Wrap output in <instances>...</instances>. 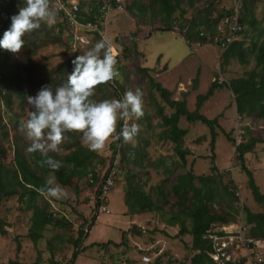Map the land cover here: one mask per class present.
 Instances as JSON below:
<instances>
[{"label":"rangeland","instance_id":"1","mask_svg":"<svg viewBox=\"0 0 264 264\" xmlns=\"http://www.w3.org/2000/svg\"><path fill=\"white\" fill-rule=\"evenodd\" d=\"M143 1L147 3L148 0ZM77 2L85 14L88 6L95 7L99 0ZM213 3L214 11L209 15L211 18L222 10L236 8L238 13L240 10L238 0H219ZM129 4L130 2L126 3ZM203 7V1L196 4L193 10L181 6L185 11L182 19L192 18L194 10ZM250 10L254 26L259 29L264 27V0L252 2ZM10 12L7 3L0 0V26L11 27ZM178 15L179 12L173 14L175 20L172 23V30L168 31L159 30L161 24L156 18L151 19L149 12L143 18L137 19L131 17L125 10L122 13L108 12L99 25V35L82 28L67 27L60 33L55 25L48 27L42 24L40 29L25 35L24 47L20 54L7 51L6 60L0 55V95L9 93L11 99L9 105H6L0 98V128L2 125L4 127L0 131V146L3 148L0 161L8 167L12 166L14 149L20 148L23 155H26V149L30 144L20 130L21 122L28 118V110H31L26 97L35 96L45 86L55 90L57 86L50 79L67 80L71 73L67 71L66 61L70 56L82 55L103 37H107L113 45L117 58L116 68L121 73L122 82L121 78H117L115 83L98 85L93 98L97 101L121 99L126 91H135L139 87L143 92L144 111V116L140 120L131 121L138 123L140 127L135 141L131 144H124L122 141L120 145H129L135 150L126 155L127 160H120L121 153L115 156L114 153L112 156V143H109L104 151L94 152L95 170L101 172L103 168L108 167L111 157L115 166L117 178L106 196V209L109 214H99L94 209V197L87 186V177L80 179L76 184L70 180L69 186L64 187L68 191L66 198L53 203H49L43 197L38 201L41 206V199H45L49 206L48 212L61 219L64 226L47 225L40 238L32 242L28 237L31 212L26 211L15 196L3 200L0 203V218L6 226L5 234L0 236V264H7L9 261L20 264H64L70 259L72 242L80 229L86 230L84 232L87 237L81 239L79 246L88 247L91 244L93 246L78 254L74 264H150L157 256L160 257L159 264H187L191 253L185 244L189 246L190 237L186 235L177 238L175 236L177 227L167 226L163 222L171 215V210H176L173 206L174 199L170 197L171 192L168 190L174 184L176 176L188 170H193L194 175L208 177L211 188L216 190L217 197L210 205L209 213L219 215L226 213L232 216L235 222L239 221L244 225V209L250 213L264 215V204L253 202L247 178L240 170L233 146L226 141L217 127L214 130L217 137L211 160L207 128L198 122L187 123L181 117L178 127L187 130L182 147L188 150L189 155L186 157L185 166L180 168L177 167L178 160L173 154V145L159 139L163 129L159 126L160 119L155 108L163 107V114L166 116L172 109L167 107L158 97V93L150 87L145 74L138 71L140 67L147 69V75L153 83L159 84L171 93L170 99L177 101L183 99L188 111L195 109L196 95L204 94L215 78L221 83H227L231 79L243 76L253 67L251 59L245 65H241L235 59L222 62L219 50L214 44L203 46L187 44L180 36L182 31L176 25L180 22ZM251 36L253 31L243 27L239 40H243L244 45L248 46ZM129 43L136 45L141 56L135 58L126 53L124 57L123 49ZM158 55H161V61L157 60ZM162 63H165L167 68L161 67ZM5 66L27 71L32 83L24 82L16 89L11 81L2 80ZM194 78L197 83L192 88ZM17 94L22 95L23 100ZM198 112L207 119H216L218 127L236 144L247 139L255 141L252 152L245 155V166L252 173L259 192L264 193V122L251 116H238L232 96L225 87L214 90L213 95L202 103ZM118 128L119 124L117 131ZM4 132L7 133L5 140L1 138ZM14 137H19L20 141L16 143ZM81 137L82 133H65V141L61 145L63 150L60 153L50 152L48 155L62 158L71 150L70 144L75 140L80 146L87 148L82 144ZM100 161L103 162V167H100ZM139 163L142 167L138 165ZM211 165L214 168L210 171ZM131 172L136 174L138 183L145 192L148 193L150 188L159 185L164 189L166 205H163L160 214L145 213L131 218L124 214L126 208L123 203V192L126 190V177ZM48 177L49 173L45 175L46 179ZM194 185L198 186L196 182ZM223 186L227 187L226 192ZM92 217L96 221L92 227H88ZM131 221L139 235L130 234L121 247L96 246L106 242L119 244L121 232L132 227ZM246 227L250 228L249 225ZM142 256L147 257L148 262H143Z\"/></svg>","mask_w":264,"mask_h":264},{"label":"trees","instance_id":"2","mask_svg":"<svg viewBox=\"0 0 264 264\" xmlns=\"http://www.w3.org/2000/svg\"><path fill=\"white\" fill-rule=\"evenodd\" d=\"M1 1L7 3V8L11 11L9 14L10 18L17 15L19 8L24 6L25 3V0ZM123 1V11L125 10L131 17L137 19L143 18L149 12L150 18H156L161 24L162 27L159 28V30L162 31L171 30L173 20H175L173 14L179 12L178 19L180 24L177 22L176 25H178V28L182 31L184 40L188 44H196L198 46L212 44L211 41L215 36V26L217 22L223 17L233 13V10H222L216 13L215 17L211 18L209 15L214 11L213 2L219 0L211 2H205L204 0H148L147 3H144L143 0ZM201 1H203L204 7L200 10L195 9L192 18L183 20L182 17L185 11L181 6L193 10L194 6ZM238 1L240 3V10L239 13L237 11V18L242 28L240 36L243 32V27L251 29L253 31V36L250 37L248 46H245L241 39L232 42L226 50L220 53V58L224 63L229 59H235L241 65L247 64L251 59L253 61V67L251 70L245 72L243 76L231 79L227 83H221L215 78L204 94L196 95L195 109L193 111H188L183 99L180 101L170 99L171 93L167 89L161 87L157 83H153L152 79L147 75V69L140 67L138 71L141 74H145L150 87L158 93V97L165 105L172 109V112L167 116L163 114V107L157 106L155 112L160 119L159 126L163 129L159 135V139L170 142L173 145V154L178 160L177 167L180 168L185 166L186 157L189 155L188 150L182 147L187 130L178 127L179 118H184L186 122L190 124L198 122L207 128L209 133L208 146L211 160H213L214 142L217 137L214 130L217 127L226 141L230 142L233 146V153L235 154L240 170L247 178V186L250 190L253 202L256 204H264V193L259 192L258 187L253 181L252 173L245 166V155L252 152L255 141L247 139L236 144L227 133H224L218 127L216 119H207L198 112L202 103L213 95L214 90L225 87L232 96L234 109L238 116H251L264 122V27L259 29L254 26V18L250 9L251 3L255 0ZM129 2L130 4L126 5V3L128 4ZM100 6L101 0L95 4V7L89 5L87 13H80L81 17L78 20L79 23L95 22L94 17L98 15L97 10ZM78 8H80V6ZM55 26L60 33L65 30V27L59 23H56ZM9 28L10 27L6 25L0 26V39L3 38L4 32ZM198 33H202L203 36L198 37ZM259 39L261 40L259 41ZM127 46L123 49L124 57L126 53L135 58L141 56L134 43H129ZM6 52V50L0 49V55L4 57V60L8 57ZM76 56L78 55L72 54L66 61V68L70 73L73 71L74 67L72 60H74ZM61 66L62 64L59 67ZM2 78V80L6 79L11 81L16 89H19L24 82H30L31 80V76L27 71L6 66L4 67ZM196 78L192 80V88L196 86ZM50 81L56 86L66 82L63 80L57 81V79L54 78L50 79ZM2 94L0 98H2L6 105H9L11 101L10 94ZM17 96L23 100L22 95L17 94ZM2 129H4L3 125L0 131ZM1 138L5 140L7 138V133H2ZM14 141L17 143L20 141V138L14 137ZM112 144V156L114 153V156L121 153L120 160H127L128 156L126 155L130 154L129 152H135L134 148L129 145L120 146L122 140ZM70 148L71 150L62 158L49 155L53 159L62 161L64 164V167L54 173L56 182L63 187H67L70 184V180L75 181L74 184H76L80 179L87 177L86 183L93 197L98 196L104 178L108 175L110 168L115 169L111 159L112 157L110 158L108 167L98 172L93 165V161L96 158L94 152L80 146L77 140L70 144ZM1 153H3V148L0 146V154ZM43 158L44 157L39 153L27 152L26 155H23L20 148H15L13 151L12 166L8 167L0 161V203L3 200L15 196L18 202L22 204L23 208L31 212L28 237L32 242H36L40 238L41 232L45 226H64L61 219H57L52 213L48 212L49 206L45 199H41V206L38 204L42 196L35 191V188L45 183V175L49 173V169L40 167L39 161ZM102 163V161H100V164L98 163L100 167H103ZM138 165L142 167L140 163ZM213 168L214 166L211 165L210 171L213 170ZM103 171H105L104 174L102 173ZM165 172L167 173V170ZM116 178V175L112 178V187L114 186ZM126 178V190L123 192V203L126 208L124 214L129 217L140 216L145 213L160 214L163 205H166L164 189L159 185L158 187L150 188V191L147 193L143 190L142 185H139L134 172L128 174ZM195 182L198 184L197 187L194 185ZM210 184L211 182L208 177L194 175L193 170H188L176 176L174 184L168 190L171 192L170 197L174 199L173 206L176 207V210H171V215L167 217L163 223L170 227H177V233L175 235L177 238L186 235L190 237L189 246L185 244L186 249L191 253L187 264H214L209 257L211 252L210 241L206 238L211 226H219L236 221L232 216L226 213H222V215L209 213V207L213 203L214 198L217 197L216 190L212 189ZM112 187H110V189ZM226 189L227 187L223 186L225 192ZM97 203L98 202L94 201V209H96ZM244 213V223L246 226H250V228L246 229V237L257 240L263 245L264 215L262 213H250L247 209H244ZM94 221L95 219L92 217L88 227H92ZM186 221L188 224H186ZM5 226V222L0 218V236L5 234ZM131 226L132 229L128 227L125 231L121 232L119 244L106 242L104 244H96V246L100 248H117L123 246L126 243L125 238H127V236L130 234L139 235V233H136L135 225L131 224ZM84 231L86 230L80 229L78 231L76 239L72 242L73 250L70 259L64 264H74L78 254L82 253L88 247L93 246L92 244L88 247L79 246L81 239L87 237ZM159 260L160 257L157 256L150 264H159ZM7 264L20 263L9 261ZM225 264H243V262H227Z\"/></svg>","mask_w":264,"mask_h":264},{"label":"clouds","instance_id":"3","mask_svg":"<svg viewBox=\"0 0 264 264\" xmlns=\"http://www.w3.org/2000/svg\"><path fill=\"white\" fill-rule=\"evenodd\" d=\"M59 0H25L18 14L11 17V27L0 39V49L20 54L25 35H30L41 25L52 27L57 22ZM73 71L66 82L53 90L42 87L35 96H28V118L21 122L20 130L30 142L26 151L39 153L41 168L49 169V177L35 191L49 203L68 196V191L56 182L55 172L64 164L48 154L60 153L65 133H82L81 142L92 152L104 151L109 143L122 140L131 144L138 136V121L144 116L143 92L137 87L128 90L121 99L97 101L98 85L115 83L121 78L112 43L103 37L82 55L72 60ZM122 82V78H121ZM122 127L117 131L118 124ZM131 122V123H130Z\"/></svg>","mask_w":264,"mask_h":264},{"label":"built area","instance_id":"4","mask_svg":"<svg viewBox=\"0 0 264 264\" xmlns=\"http://www.w3.org/2000/svg\"><path fill=\"white\" fill-rule=\"evenodd\" d=\"M52 3L56 4L57 0H52ZM59 5L56 23L69 29L82 28L87 32L100 34L99 24L104 21V16L108 12L121 13L124 8V1L101 0V6L97 10L98 15L94 17L95 22H86L84 24L78 21L81 17L80 13H84V11L78 8L77 0H59ZM241 30L242 28L237 18V9L234 8L231 15L225 16L217 22L215 36L211 42L218 48L219 53H222L232 42L239 40ZM202 36V33H198V37ZM120 127H122V124H119L118 131ZM102 173L104 174L105 171ZM114 175V169L110 168L108 175L104 178L99 195L94 196V201L98 202L96 210L99 214H109L106 209V196L113 185L112 178ZM246 229V225L239 221L211 226L206 236L211 245L209 255L211 261L214 264L237 263L239 261H242L243 264H264V244L261 245V242L246 237ZM141 260L148 262L149 259L142 256Z\"/></svg>","mask_w":264,"mask_h":264},{"label":"crops","instance_id":"5","mask_svg":"<svg viewBox=\"0 0 264 264\" xmlns=\"http://www.w3.org/2000/svg\"><path fill=\"white\" fill-rule=\"evenodd\" d=\"M171 30H172V28H171ZM180 36L183 38V36H182V34H180ZM184 39V38H183ZM185 41V40H184ZM186 42V41H185ZM187 43V42H186ZM188 44V43H187ZM160 59V61L162 60V57H161V55H158L157 56V60H159ZM161 67H166V65H165V63H162V65H161ZM167 68V67H166ZM167 71V70H166ZM177 74V73H176ZM181 118H179V120H180ZM179 120H178V123H179ZM181 122V121H180ZM99 216V215H98ZM98 216H96V220H97V218H98ZM131 218V217H130ZM95 220V221H96ZM95 221H94V223H95ZM133 223V221H131L130 222V224H132Z\"/></svg>","mask_w":264,"mask_h":264}]
</instances>
